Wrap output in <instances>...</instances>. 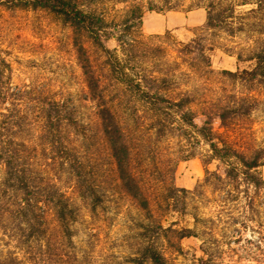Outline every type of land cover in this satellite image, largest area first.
<instances>
[{"label":"trees","instance_id":"16d2710c","mask_svg":"<svg viewBox=\"0 0 264 264\" xmlns=\"http://www.w3.org/2000/svg\"><path fill=\"white\" fill-rule=\"evenodd\" d=\"M120 1L125 3L123 15L115 22L95 7V0H0L8 9L51 13L85 37L101 60L97 68L93 57L75 42L94 104L90 122L65 98L46 96L29 86L14 87L12 67L0 57V231L28 259L38 254L46 258L56 246L51 242L50 216L63 238L71 240L79 211L70 189L92 214L117 188L147 213L154 204L179 208L188 192L173 183L176 162L160 158L162 144L169 145L174 137L190 140L195 134L221 162L206 183L220 190L230 184L245 192L251 187L264 191V178L257 172L264 166V147L238 146L220 132L252 113L251 92L264 85V0H208L203 4L205 33L191 42L175 43V57L162 45L145 49L140 39L145 9L155 10L156 5L151 2L145 8ZM208 33H247L257 45L244 54L243 60L253 63L251 69L222 71L242 91L227 96L225 103L196 109L197 95L180 88L184 72L176 66L182 60L201 77L212 73L209 52L215 46L207 44ZM255 35L260 37L253 40ZM111 39L117 43L114 49L107 46ZM145 58L150 59L149 67L142 64ZM161 230L162 224L143 228L132 264H167L157 247L164 236ZM170 230L179 238L193 235L190 229ZM43 242L46 250L40 252ZM19 261L15 253L0 257V264ZM201 264H211V259H202Z\"/></svg>","mask_w":264,"mask_h":264},{"label":"rangeland","instance_id":"374dc122","mask_svg":"<svg viewBox=\"0 0 264 264\" xmlns=\"http://www.w3.org/2000/svg\"><path fill=\"white\" fill-rule=\"evenodd\" d=\"M95 1V7L109 21L121 19L125 3L120 0ZM207 1L128 0L127 3L142 4L145 8L151 2L156 5L155 10L145 9L139 38L144 42L145 49L162 45L172 53L175 43H188L205 33L207 14L203 4ZM207 36L210 39L207 44L215 46L209 52L212 73L201 77L200 73L188 70L182 60L176 66H181L184 72L180 88L189 89L197 95L195 99L199 106H195L196 109L225 103L230 98L227 96L242 91L241 85L226 79L222 71L251 69L253 63L243 59L257 45L247 33L235 36L208 33ZM259 37L255 35L253 40ZM75 42L93 57L98 68L101 60L96 49L71 25L63 24L46 11L14 10L0 5V57L12 67V85L29 86L43 95L65 98L78 108L83 119L92 122L94 104L88 98L89 90ZM107 46L114 49L117 43L111 39ZM238 54H242L243 58L239 59ZM175 55L173 52L172 57ZM150 59L145 58L142 64L149 67ZM109 90L114 88L111 86ZM251 93L254 95L250 97L254 104L252 113L235 122L232 128L220 129V132L238 146L264 147V85L257 86ZM160 152V158L165 162H176L173 183L188 192L179 208L169 209L166 205L159 208L154 204L147 213L117 188L92 214L89 206L70 189L68 194L79 211L78 220L72 227L74 234L71 240L63 238L57 223L50 216L51 242L56 244L52 246L50 256L47 254L44 258L38 254L28 259L0 231L1 259L15 253L20 260L17 264H132L130 258L141 243L139 234L143 228L162 224L164 236L157 241V247L167 257V264H201L202 259H211V264H264V191L251 187L249 192H245L244 187L236 189L230 184L220 190L216 184L206 183L208 174L222 166L213 158L208 144L195 134L190 140L174 137L169 145L162 144ZM257 172L264 178V166ZM2 173L0 168V176ZM170 229H190L193 235L179 238L178 233ZM44 244L40 252L46 250Z\"/></svg>","mask_w":264,"mask_h":264}]
</instances>
